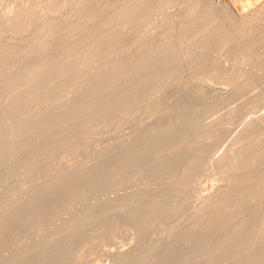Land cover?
I'll return each mask as SVG.
<instances>
[{"label":"rangeland","instance_id":"1","mask_svg":"<svg viewBox=\"0 0 264 264\" xmlns=\"http://www.w3.org/2000/svg\"><path fill=\"white\" fill-rule=\"evenodd\" d=\"M33 1L41 8L43 0ZM56 1L64 12L56 16L65 15L62 24L67 27L46 58H10L0 42V132L8 133L0 139V220L8 209L24 217L23 224L14 221L0 236V264H9L12 257L19 261L14 264H154L155 259L157 264H261L248 258V251L230 245L216 206L211 205L213 213L210 206L203 207L206 214L197 217L201 198L217 178V184H224L247 164L252 152L247 148L259 144L264 151L259 140L263 137L264 143V0H214L229 4L235 17L224 11L201 20L190 17L189 0ZM13 4L18 0H0V23ZM3 28L0 38L6 40L12 34ZM30 30L25 29V39ZM121 71L129 73L127 79L137 77H130L132 87L141 81V94L133 96L138 101L132 96L128 100L138 103L124 105L130 115L136 112L130 106L140 107L143 113L134 116L140 114L136 118L144 124L133 115L127 122L128 111L121 119L116 98L117 105L113 99L106 102L116 107L111 115L116 120L104 116V96L111 87L112 93L119 90ZM79 83L83 87L72 94ZM96 84L102 87L94 90ZM81 106H88L89 113L68 112ZM40 116L46 123L65 120L66 125L48 131L35 125ZM103 119L110 128L145 127L141 133L136 128L138 134L132 128L126 132L135 133L133 137L153 127L156 134L173 128L177 132L171 138L185 137L180 148L175 147L183 154L180 151L176 161L178 153L173 151L169 171L143 176L142 170H123L108 183L106 142L110 136L112 142L121 134L124 141L131 137L122 130L114 135V126L104 131ZM118 120L130 124L122 128ZM22 123L24 136L17 139L12 134ZM125 143L123 149L129 145ZM95 144L105 146L99 147L102 153L96 154ZM226 149L229 161L235 154L240 157L230 162L235 165L232 174L227 159L215 163ZM240 149L248 150V156ZM194 155L196 168L190 163ZM164 157L158 152L149 167L156 168ZM89 163L91 169L77 175ZM114 163L112 171L119 167ZM110 199L117 208L110 209Z\"/></svg>","mask_w":264,"mask_h":264},{"label":"bare ground","instance_id":"2","mask_svg":"<svg viewBox=\"0 0 264 264\" xmlns=\"http://www.w3.org/2000/svg\"><path fill=\"white\" fill-rule=\"evenodd\" d=\"M204 1L205 0H189L188 10L190 12V17L191 18H196L197 20L198 19L201 20L203 18H206L207 15H213L214 17L215 16H220V15H222L221 13L224 12V11L227 12L228 15L235 17L229 4L224 3V2L215 4L214 0H207L209 2H207V1H205V2H207L208 4L211 3L210 6L207 7L206 6L207 4L205 5L203 3ZM41 2H42L41 8L36 9L35 8V4L37 3L36 1L34 2L33 0H21L19 2V0H18V3H19L18 5L14 6V4H13V6L11 8L9 7L10 8L9 11H8L9 14H7L8 12L6 11L7 12L6 13L7 16L5 15L6 21H2L3 23H0V29L3 28V26L4 27L6 26V27L9 28L8 31L11 32L9 34L10 35L12 34V35L10 37L8 35V37H9V38H7L8 40L7 39L6 40L5 39L2 40L0 38V42L3 41V44L5 45L6 51H8V53L12 54L11 56L9 54L8 57L10 56V58H13V57L16 56L18 58H21V60L23 58L25 59V57H27L28 55L32 56V58H34V57L35 58H46L54 50V46L57 43L58 37L61 35V33L63 34V31L67 27V24L66 25L62 24V21L65 19V17H64L65 15L63 16L64 19H63V17L61 15H60L61 18L59 16H56V15L60 14V13H57V12L61 11V7L60 6H58V5L55 6L54 5V2L55 3L57 2L56 0H43ZM38 4H40V2ZM61 12H63V11H61ZM66 20H67V18H66ZM63 22H65V21H63ZM28 28H31L32 31L30 30L31 34H29L28 37H26V39H25L24 35H26V32L24 34V31H25V29L28 30ZM2 31H5V30H2ZM5 49L3 50V52L5 51ZM18 58H16V60ZM122 72L123 71H121L118 74L119 78H118V83H117V89H119V90H117L118 92L116 91L117 95L115 96L116 92L112 93L113 92L112 91V87L110 86L111 88L109 89V91L104 96V100H103V102L105 103L104 106L107 105L106 102L110 103L112 101V99L115 102V98H116L118 100V102H119V105H118L119 107H118L117 111H118L119 116H121L120 118L122 119L123 116H124V118H127V114H128V119L127 120L125 119V120L127 122H129L131 120L130 116L133 115V119L134 120L136 119V121L138 123V121L142 119V118L141 119H137L139 117V115L141 113H143V111H141L142 109L138 105V107L140 109L137 108V110H136V107H135L136 104H133L134 107L130 106V111H132L131 110V108H132L133 110L135 109L136 112H133L130 115V112L126 109L127 106H125L124 104H126V102H127V104L129 102L130 103L132 102L131 99H130V101H128V100H129V98L131 96H132L131 98H133V96L136 95L138 93V91L141 89L142 86H140V88H139V86H137V84H139L141 81L139 83L135 84L136 86L132 87L131 84L133 83V81H131L130 85L128 83H130V80H131V78L133 76L131 75L130 76L131 78L129 77L127 79L126 76L128 77L129 73L127 72L128 74L125 75L126 72L125 73L123 72L124 73V75H123ZM140 73H138V74L140 75ZM142 76L138 77V79L139 78L141 79ZM136 78L137 77H135V79ZM133 79H134V77H133ZM135 79H134V81L137 80V79L136 80ZM143 80H144V78H143ZM82 87H83V83L77 84V86L72 88V94L75 95L76 93H78V91ZM100 87H102V86H100V84H96L93 87V89L95 90V89H98ZM138 94H141V93H138ZM135 98L138 101L137 97H134L133 99H135ZM137 101H134L132 103H135ZM108 105L109 106L105 107V114L103 112V114H104V116H106V118H107V116L110 117L112 115V113L115 112V110H116V107H115V110H114L113 107L110 106V104H108ZM111 105H113V104H111ZM116 105H117V103H116ZM130 105H132V104H130ZM141 106H142V104H141ZM50 107H47L48 110H50ZM138 109L140 110L139 112H138ZM75 110H78V111L84 112V113H89V111H90L88 106H81V107H78L77 109H68V112L69 113H71V112L75 113V112H77ZM103 111H104V109H103ZM127 111L129 113L126 114ZM134 113L135 114L140 113V114L137 115V116H134ZM125 115H126V117H125ZM112 116H111V119H112ZM119 116L117 115V118ZM145 116L148 117L147 115H145ZM140 117H141V115H140ZM103 118L105 119V117H103ZM109 119H107V121ZM105 120H104V122H106ZM115 120H116V118H115ZM150 120H151V118H150ZM45 121H46V119H45ZM45 121H44V119H42V116H40L36 120L35 125L45 126L48 131H51V129H53L55 127H62V126L65 127V125H66L65 120H57L56 122L52 121V122H48V123H46ZM141 121H142V124H144L143 122H146L144 120H141ZM121 122H120V124H122ZM127 122H124V123H127ZM131 122H132V120H131ZM134 122L135 121H133V123ZM149 122L150 121L147 122V125L149 124L152 127L153 126V123L151 124L152 121L150 123ZM124 123L121 126L122 128L124 126ZM109 124L110 123H107V122L103 123L104 127L102 125V129L105 131L104 128L106 127V129L108 128V129H110L112 131V128H113L114 125H113V123H111V125H113V126L110 128ZM139 125H141L140 122H139ZM147 125L145 123L146 128L147 127L150 128V126H147ZM118 126H120V125L116 124V127L114 126V128L116 129ZM132 126L133 125L129 126L130 129L128 127H126V129L128 128V131H129V130H131ZM137 127H138V124H137ZM137 127H136V124H135V129ZM133 128H134V126H133ZM154 128L155 127H153V129ZM170 128H172V127H170ZM243 128L245 130V126ZM248 128H250V127L248 126ZM248 128L246 130H248ZM135 129H133L134 132H135ZM137 129H136V133H137ZM141 129H145V127L142 128V125H141ZM141 129L140 128L138 129V131H140L139 133H141ZM153 129H152V131H150L151 129H149V130L147 129V131H145V132H143V130H142V134L140 136H138V135H136V137L134 136L136 138L135 139L133 137V135L135 133L133 135H130V133L127 134L126 132H128V131H126L125 128L122 130V129H120V127H118L116 129V132H115L114 135H117L118 131L120 132L122 130L121 133L124 132V133L127 134L126 136H128V137L130 136L131 138L132 137L134 138V139L132 138L131 142H128V143H127V141H129L131 138H129L128 140L127 139L125 140L126 141L125 146H126V144L127 145L129 144L128 147L126 146L127 148H125V149H123L124 147L122 146V142H125L124 141L125 137H123V136H125L124 133H123L124 134L123 136L121 134V136H119L117 138V140H116L117 142H115V141L112 142L113 141L112 137L111 136L109 137V134L112 135L111 131L109 130L110 131L109 133H107L108 131L105 132V133H107L106 135L110 138L109 139V143H108L107 140H106L107 142L104 140V142H106V144H108V145H106L105 143H102V144L106 145L105 151H107V153L105 155H103V157L106 158V162L104 161V177L106 178V181L108 183L111 182L110 179L114 180V179L118 178L120 176L121 171H123V170H130V171H133V172H139V171L142 170L140 173L141 174L143 173V176H148V175H150L152 173H157L158 171H162V169H165V168L167 169V171H169L168 169L170 167L169 166L170 161L168 159L170 157L171 158L174 157V154H175L174 152L178 153V151L175 150V147H176V149L180 148L179 145L182 143V141L185 139V137L184 138L183 137L182 138L181 137H179V138L177 137L178 140L175 141V139H173V138L176 135L173 136V134H172L173 138H171V136H170L171 133L173 131H175V130H173V128L171 129V131H172L171 133L169 131H165V132H163L161 134H156V130L154 129L155 130V132H154ZM251 129H252V126H251ZM113 132H114V129H113ZM130 132L133 133L132 131H130ZM176 132L177 131H175L174 133H176ZM250 133L254 134V132H252V131L249 132V135H250ZM240 134L244 135L245 132H244V134H242V133H240ZM4 135H8V133L6 131H4V130L3 131L1 130L0 139ZM103 135H105L104 132H103ZM249 135H247V137ZM12 136L17 138V139H19V138L24 136V123H22V125L19 127V129L15 133H13ZM238 136H240V135H238ZM115 137H117V136H115ZM244 137H246V136H244ZM259 137H260V134H259ZM105 139H106V137H105ZM122 139H123V141H122ZM261 139H263V137L260 138L259 140H260V142L262 144H264ZM114 140H115V138H114ZM171 140H173V142ZM257 141L258 140H256L255 142H257ZM234 143L236 144V142H234ZM96 146L97 145L95 144V147ZM100 146L101 145H99V147ZM102 146L100 148H104L105 147V146L104 147H102ZM120 146L122 148H120ZM99 147H96V148H98V149H96L97 153L95 152V149H94V151H92V155L94 153H96V154H98L99 152L102 153V150H104V149H99ZM172 148H174V149H172ZM249 148H247V149L249 151L250 150L252 151L250 153L251 156L249 155L250 158L247 157L248 154H249L248 150H245L243 152L240 149L242 151V153H240L241 155L244 153L243 155L245 156L246 155L245 152H248L246 157L249 158V160H248L247 164H245L246 163L245 162L244 163L245 165H241V167H238V171L235 170L236 174L233 172V167L235 165L231 166L230 164H232V163H230V162H232V160H233V163H234V160L237 159L236 155H238V154H235V158L232 159V160L230 159V161H229L228 157H230L229 152H230L231 148H230V150L226 149L227 152L224 151L222 154L218 155V157L215 158V163L218 162L219 165L222 163L221 161H224V160L227 159L228 162H229V164H228L229 166L228 167H232L231 174H232V172L234 174H232V176L230 175V177L228 178L227 182L224 180L226 183L222 180L224 177L223 178L221 177V180L224 182V184H220V185L216 183L219 180V178H217V181L213 183L212 187H210V189L206 192V195H204V197L201 198V200L199 202L200 204L198 206L199 217H197V218H200V213L202 215V213H204V210L205 211L207 210L206 208H203V207L210 206V209L211 208L213 209L214 207H212L211 205L216 206L215 207L216 209L215 208L214 209L216 210L215 213L218 214V217L219 216L221 217V215L223 214V217H224V221L223 222L225 223V224H223V225H225V229L223 228V233H224V230H226L225 234H226V236L228 234L230 239L228 238V236L227 237L225 236V237H226V239L230 240V242H229L230 245L241 249L242 253H243V251H245V254L248 253L246 255V256H248V258L254 259V260H259V262H261V264H264V250L262 252L261 251L258 252L259 250L256 247V245L257 246L258 245H262L263 249H264V151H263V147L261 145H259V144H256V145L254 144V148H253V146H250ZM170 150L172 151V153L170 152ZM180 151L183 154V151L182 150H180ZM180 151H179L180 154L178 153V154H176V158L174 157L176 159V161H177V158H179L177 156L181 155ZM234 151H235V149H234ZM238 151H239V149H238ZM158 152H163L164 153L165 157H164V159L162 158L163 162L161 161V163L158 164L156 166V168H155V166H154V168H150L149 165H151V166L154 165L155 158H156V156H158ZM196 159H197V157H195V155H194V157H192V160L190 162L192 164V166L195 163L198 164L197 162H195ZM239 159H240V157H239ZM239 159H237V160H239ZM115 160L117 161V163H119V167H117L118 169L116 168V171H112V166L111 165H112V163L115 162ZM166 160H168V161H166ZM212 160L214 162V158ZM1 161H2V157H0V162ZM240 162L242 163V160ZM243 162H244V160H243ZM105 163H106V165H105ZM114 164L113 165L116 166V163H114ZM196 164L194 165L195 168H196ZM236 164L238 165L237 162H236ZM171 165H172V163H171ZM237 165H236V167H237ZM90 166L92 167V165L90 163H89V165H85V167H83V169H80L81 172L79 171V173H77V175L80 174V176H81L83 173H87L89 171V169H91ZM175 166H177V165H175ZM213 173H214V171H213ZM224 173L226 174V171ZM219 176H221V175H219ZM75 177H77V176H75ZM216 177H218V176H216ZM7 191H8V188H7ZM112 200H114V199H112ZM109 202L110 203H108V204L110 206V209H112L114 207L117 208V206H115V204H113L111 202V199L109 200ZM201 209L203 210V212H202ZM212 209H211V212H212ZM209 212H210V210H209ZM204 214H206V213H204ZM213 217H215V215ZM200 219H196V216H195V220H200ZM213 219H215V218H213ZM14 221H16V222L20 221V223L23 224L22 222H24V217L22 215L21 216L19 215V218H18V216H16V214L14 216L9 209L6 210L3 213L2 218L0 220V236L1 237L3 236V233L6 231L8 225H11V223H14ZM189 221H190V219H189ZM205 222H206V220H205ZM192 223L193 222H191V224ZM201 223H204L203 219H202ZM186 224H187V222H186ZM206 225H208V224H206ZM192 226H195V223ZM186 228L189 229L188 227H186ZM201 228H199V229H201ZM192 230H195V232H196L198 229L196 230V229L193 228ZM184 232H186V231L184 230ZM190 232H192V231L190 230ZM186 233H184V234H186ZM180 234H181V236H179V237L181 238L182 237V233L180 232ZM184 234H183V236H185ZM193 234H196V233H193ZM176 237H177V235H176ZM184 238L185 237H183V239ZM255 247L257 248L256 250H255ZM249 250H251V252ZM246 251H248V252L246 253ZM159 253H161V252H159ZM156 254H158V252ZM161 255H163V254H161ZM149 257H151V255ZM146 259H147V257H146ZM146 259L144 257L145 261H146ZM15 260H16L15 257H12L10 259V261H9V264H14V263H18L19 262V261L15 262ZM150 260H152V259H149V261ZM156 261L157 260L155 259L154 264H157ZM158 261H159V259H158ZM141 262H142L141 264H144L143 261H141ZM146 263L148 264V260H147ZM151 264H153V263H151ZM158 264H159V262H158Z\"/></svg>","mask_w":264,"mask_h":264}]
</instances>
